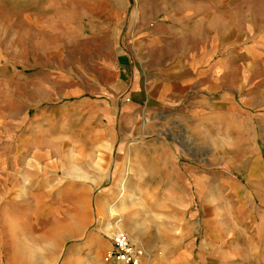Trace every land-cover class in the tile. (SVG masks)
I'll use <instances>...</instances> for the list:
<instances>
[{
    "label": "rangeland",
    "instance_id": "1",
    "mask_svg": "<svg viewBox=\"0 0 264 264\" xmlns=\"http://www.w3.org/2000/svg\"><path fill=\"white\" fill-rule=\"evenodd\" d=\"M153 1L117 0L124 12L111 24L128 55L124 103L134 83L146 79L140 78L144 49L157 58L168 42L142 39L162 18L144 22ZM205 1L212 30L240 25L245 32L264 21V0H232L223 13L217 0ZM102 12L86 0H0V264H121L106 260L118 231L140 247L141 264H171L185 246L196 211L194 187L191 199L185 179L158 178L170 174L161 144L190 147L189 123L153 109L118 107L109 133L89 135L92 121L76 109L79 99L95 94L88 21ZM184 38L178 37V47ZM25 126L56 134L28 163L17 159L26 179H9V150Z\"/></svg>",
    "mask_w": 264,
    "mask_h": 264
},
{
    "label": "crops",
    "instance_id": "2",
    "mask_svg": "<svg viewBox=\"0 0 264 264\" xmlns=\"http://www.w3.org/2000/svg\"><path fill=\"white\" fill-rule=\"evenodd\" d=\"M86 1L103 10L88 21L97 66V74L88 79L95 94L79 99L76 107L92 121L93 131L86 134L109 133L118 107L153 109L189 123L190 147L160 146L168 149L163 160L168 159L170 174L158 179H185L196 198L185 246L171 264H264V21L251 17L259 30L243 32L240 25L212 30L213 13L205 0L153 1L144 22L162 18L142 31V39L146 45L150 39L168 42L157 58L150 57L154 50L144 49L140 78L146 79L134 83L124 103L120 96L129 87L128 55L119 49L118 29L111 24L124 9L117 0ZM231 4L217 0L218 12ZM180 35L185 40L178 47ZM43 128L25 126L16 132L20 141L9 150V179H26L17 171L19 157L28 163L46 150L54 132Z\"/></svg>",
    "mask_w": 264,
    "mask_h": 264
},
{
    "label": "built area",
    "instance_id": "3",
    "mask_svg": "<svg viewBox=\"0 0 264 264\" xmlns=\"http://www.w3.org/2000/svg\"><path fill=\"white\" fill-rule=\"evenodd\" d=\"M111 245L106 260L121 264H141L142 251L130 236L120 231L115 232L111 237Z\"/></svg>",
    "mask_w": 264,
    "mask_h": 264
},
{
    "label": "bare ground",
    "instance_id": "4",
    "mask_svg": "<svg viewBox=\"0 0 264 264\" xmlns=\"http://www.w3.org/2000/svg\"><path fill=\"white\" fill-rule=\"evenodd\" d=\"M214 139V138H213ZM210 145V144H209ZM201 149V148H200ZM132 238V237H131ZM28 241V240H27ZM22 245V244H21ZM25 246V245H24ZM140 248V247H139ZM25 263H27V262H25Z\"/></svg>",
    "mask_w": 264,
    "mask_h": 264
}]
</instances>
